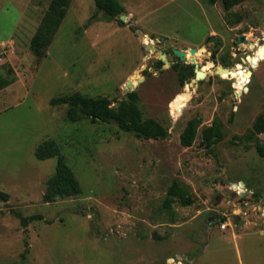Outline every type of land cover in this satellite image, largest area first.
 Masks as SVG:
<instances>
[{
	"label": "rangeland",
	"instance_id": "rangeland-1",
	"mask_svg": "<svg viewBox=\"0 0 264 264\" xmlns=\"http://www.w3.org/2000/svg\"><path fill=\"white\" fill-rule=\"evenodd\" d=\"M50 1L0 0V74L9 67L14 76L0 91V264H264V156L256 150L264 133L244 139L264 115V0L228 10L221 0H116L123 12L113 18L95 14L92 0H72L37 59L30 44ZM182 48L196 50L206 72L192 85L193 65L172 53ZM235 65L247 69L237 78ZM217 66L225 71L217 75ZM130 92L165 139L70 122L68 106L52 103L78 93L116 107ZM183 93L186 104L171 108ZM190 120L197 131L184 147ZM215 122L222 137L207 147L203 134ZM45 141L59 155L39 160ZM58 156L81 191L46 202ZM33 215L42 220L22 226Z\"/></svg>",
	"mask_w": 264,
	"mask_h": 264
},
{
	"label": "trees",
	"instance_id": "trees-1",
	"mask_svg": "<svg viewBox=\"0 0 264 264\" xmlns=\"http://www.w3.org/2000/svg\"><path fill=\"white\" fill-rule=\"evenodd\" d=\"M72 0H51L48 8L43 14L40 23L33 35L31 41V50L37 59L44 56L45 50L49 47L53 37L58 31L63 19L66 16L67 9ZM94 2L96 13L103 12L107 17L113 18L123 12L122 6L116 0H92ZM209 3H215L219 0H207ZM225 9H230L239 4L241 0H221ZM94 14V15H95ZM93 15V17H94ZM178 59V58H177ZM162 65L161 62H158ZM187 72L193 74V66H187ZM7 76L0 74V91L14 83V76L11 68H7ZM131 85L136 82L132 79ZM183 83V82H181ZM54 105L65 104L68 106L67 119L70 122H76L80 119H88L91 122H112L126 133H131L137 138L162 140L167 137V131L158 122L153 119H142L141 111L138 107V99L135 92L127 94V98L121 100L116 107H110L107 100L102 98H88L81 94L61 97L52 101ZM197 131V121L190 120L184 128L180 143L184 147L192 145ZM264 133V115L259 117L253 124L252 129L246 134L244 139L251 140ZM222 135L219 130V124L215 122L213 126L204 132L203 138L207 147L215 145ZM256 150L260 156H264V147L257 144ZM59 155L56 146L52 141L43 142L36 150L35 156L39 160L52 158ZM81 191L77 179L74 177L70 167L64 162L61 156L57 158V164L54 174L48 179L46 184V193L43 199L51 202L54 199L71 197L79 194ZM182 190L176 183L168 190L169 196H177ZM7 195L0 192V200H5ZM184 205H189L190 201H183ZM165 204L169 207V202ZM42 217L33 215L21 217L22 226H26L33 221H40ZM224 221V219L222 220Z\"/></svg>",
	"mask_w": 264,
	"mask_h": 264
},
{
	"label": "water",
	"instance_id": "water-1",
	"mask_svg": "<svg viewBox=\"0 0 264 264\" xmlns=\"http://www.w3.org/2000/svg\"><path fill=\"white\" fill-rule=\"evenodd\" d=\"M121 21H124V17L123 16H120L119 17ZM139 37L141 39H143V36L141 34H139ZM245 41V37L244 36H240L238 38L235 39V42H238V43H242ZM210 42H214V39H210ZM142 46L145 48V52L146 54L149 56V51L150 50H153V51H157L158 52V60L160 62H162L163 64H167V59H166V54L159 51V50H156L154 48H152L150 46V44H143L142 43ZM172 53L174 54V56H176V58H178L180 61H184V62H190L191 65H193L194 67V78L191 80V83H189L190 85H192L193 83L197 82V81H200V80H203L206 76V74H204L203 72L199 71V65L196 63V61L192 58L190 60L187 59L186 57V53H187V50L186 48H182L180 50H172ZM189 53L190 55H194L196 53V50L194 49H191L189 50ZM236 54H239V52L237 51ZM248 58H250V56H245L244 58H241V63L242 64H246L248 62ZM223 71H225V69L221 66H217L216 69H215V72L216 74H221ZM246 75L248 77L251 76V72L250 71H247L246 72ZM125 87L129 88V89H133V86L129 83L127 84ZM240 184L242 186H244L245 184L243 182H240ZM216 220L215 219H212V220H209L207 222V228H211V225L215 222ZM218 221V220H217ZM207 233L205 232V235Z\"/></svg>",
	"mask_w": 264,
	"mask_h": 264
},
{
	"label": "bare ground",
	"instance_id": "bare-ground-1",
	"mask_svg": "<svg viewBox=\"0 0 264 264\" xmlns=\"http://www.w3.org/2000/svg\"><path fill=\"white\" fill-rule=\"evenodd\" d=\"M146 42V40H145ZM148 43V42H147ZM263 53H264V49H262ZM194 55H190L189 51H187L186 53V57L189 59L190 57L193 58ZM195 59V58H193ZM198 61V60H197ZM199 64V63H198ZM236 66V65H235ZM199 69V68H198ZM247 69H244L243 67H240L239 65H237L235 68L230 69L229 74L231 77L233 78H237L240 77L242 74L245 73ZM199 71L203 72L204 74H206L205 70H201L199 69ZM184 92V91H183ZM192 92V91H191ZM188 101V93H183L180 94L178 96L175 97L174 101L170 104L171 108L173 109H180L183 107L184 104H186V102ZM236 190V189H235ZM241 190V189H240Z\"/></svg>",
	"mask_w": 264,
	"mask_h": 264
},
{
	"label": "flooded vegetation",
	"instance_id": "flooded-vegetation-1",
	"mask_svg": "<svg viewBox=\"0 0 264 264\" xmlns=\"http://www.w3.org/2000/svg\"><path fill=\"white\" fill-rule=\"evenodd\" d=\"M237 55H239V54H237ZM162 63V62H161ZM194 68V67H193Z\"/></svg>",
	"mask_w": 264,
	"mask_h": 264
}]
</instances>
